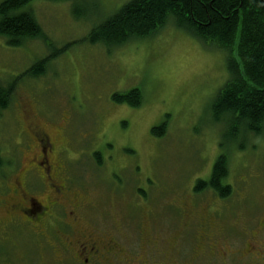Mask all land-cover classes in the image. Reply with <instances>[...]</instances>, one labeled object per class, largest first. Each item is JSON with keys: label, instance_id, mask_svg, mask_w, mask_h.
<instances>
[{"label": "rangeland", "instance_id": "374dc122", "mask_svg": "<svg viewBox=\"0 0 264 264\" xmlns=\"http://www.w3.org/2000/svg\"><path fill=\"white\" fill-rule=\"evenodd\" d=\"M128 1L32 0L30 11L42 26L45 41L30 39L23 46L12 47L0 36V82L15 83L10 107L0 110L2 154L9 167L28 158L20 144L26 106L36 122L43 123L44 114L51 117L48 128L60 141L65 140L61 120L71 108L72 133L88 148L97 147L102 153L100 166L89 154H83L76 165L84 175L81 179L91 180L85 181L94 189L89 199L97 206L99 201L103 207L114 205L121 220L137 215L146 203L139 197L141 187L151 193L169 189L168 199L190 202L187 192L199 179L208 180L215 161L225 154L230 167L226 182L233 194L222 201L206 190L200 192L199 204L205 206L210 199L216 202L209 203L220 212V224L229 234L222 243L228 259L247 260L250 255L237 256L235 248L245 249L247 243L264 248V233L256 238L239 236L254 216L259 221L264 215V129L254 136L239 127L232 138L228 121L213 120V99L228 80L225 59L220 51L172 23L153 36L111 49L89 43L92 29ZM66 46L68 49L48 62L45 74L26 75L35 62ZM132 88L141 89V106L112 100L114 93ZM164 122L167 134L154 136L152 128ZM88 148L85 145L90 151ZM3 216L0 211V220ZM180 231L176 220L161 230L171 245L177 242L173 235ZM210 244L215 246L213 241ZM179 245L184 256L192 246H202L193 243L190 234L183 235ZM35 247L40 250L37 242ZM262 252L264 264V249Z\"/></svg>", "mask_w": 264, "mask_h": 264}, {"label": "flooded vegetation", "instance_id": "af4514ba", "mask_svg": "<svg viewBox=\"0 0 264 264\" xmlns=\"http://www.w3.org/2000/svg\"><path fill=\"white\" fill-rule=\"evenodd\" d=\"M25 9L30 11L31 4ZM26 107L22 110L26 120L21 123L20 144L21 152L29 153L28 158H20L9 167L0 149L4 160L0 166V211L4 214L0 220V264H263L264 248L251 247V243L234 252L237 256L250 255L247 260L228 259L222 243L227 242L229 234L220 224V212L209 203L216 202L210 199L207 205H200V192L195 187L187 192L190 202L179 197L168 199L165 196L169 189L151 193L141 187L143 194L139 197L146 203L137 215H128L125 220H121L114 205L103 207L100 201L95 205L89 199L93 186L85 182L91 180H82L84 175L76 165L83 154H89L100 166L102 153L97 147L88 148L72 133L73 110L70 108L68 117L61 120L65 140L60 141L48 128L51 117L44 114L43 123L36 122ZM172 220L181 229L172 237L177 239L174 245L164 240L161 232ZM262 233L264 215L259 221L254 216L239 236L250 234L256 238ZM185 234L202 245L192 246L187 256L179 250L180 238Z\"/></svg>", "mask_w": 264, "mask_h": 264}, {"label": "trees", "instance_id": "16d2710c", "mask_svg": "<svg viewBox=\"0 0 264 264\" xmlns=\"http://www.w3.org/2000/svg\"><path fill=\"white\" fill-rule=\"evenodd\" d=\"M31 1H0V36L12 47L23 46L30 39H45L36 16L25 9ZM169 23L220 51L225 59L228 80L213 99V120L228 121L232 138L237 136L239 127L247 134L260 135L264 129V0H129L92 29L87 39L91 44L111 49L153 36ZM66 49L68 46L44 56L26 75L42 76L48 62ZM14 85L0 82V110L10 107ZM112 100L139 107L143 94L140 88H132L114 93ZM151 133L165 136L167 123L154 126ZM3 164L0 153V166ZM98 164L102 165V156ZM229 173L228 158L220 155L210 178L199 179L195 188L198 192L212 190L218 197L228 198L233 194L232 186L226 182Z\"/></svg>", "mask_w": 264, "mask_h": 264}]
</instances>
